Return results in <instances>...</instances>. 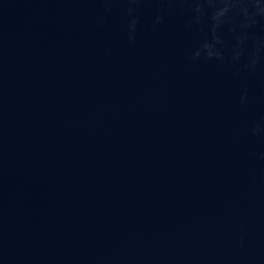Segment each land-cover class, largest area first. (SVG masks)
Returning <instances> with one entry per match:
<instances>
[{
    "label": "water",
    "instance_id": "water-1",
    "mask_svg": "<svg viewBox=\"0 0 264 264\" xmlns=\"http://www.w3.org/2000/svg\"><path fill=\"white\" fill-rule=\"evenodd\" d=\"M0 264H264V0H0Z\"/></svg>",
    "mask_w": 264,
    "mask_h": 264
}]
</instances>
